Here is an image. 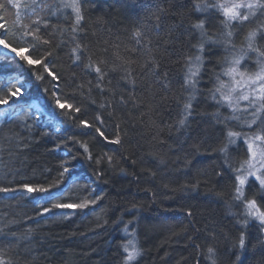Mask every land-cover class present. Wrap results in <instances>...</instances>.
Returning <instances> with one entry per match:
<instances>
[{
	"label": "rangeland",
	"instance_id": "rangeland-1",
	"mask_svg": "<svg viewBox=\"0 0 264 264\" xmlns=\"http://www.w3.org/2000/svg\"><path fill=\"white\" fill-rule=\"evenodd\" d=\"M4 1L0 264H264V0H172L178 48L163 0ZM25 72L54 86L29 93ZM199 208L230 258L211 261Z\"/></svg>",
	"mask_w": 264,
	"mask_h": 264
},
{
	"label": "trees",
	"instance_id": "trees-1",
	"mask_svg": "<svg viewBox=\"0 0 264 264\" xmlns=\"http://www.w3.org/2000/svg\"><path fill=\"white\" fill-rule=\"evenodd\" d=\"M40 1H41V3L43 4L44 7H49L50 8V7H53V5L55 4V0H40ZM171 2H172V0H163V5H162L161 8L166 7V12H167L166 17L164 18L163 22H164V27H170V29H171V30L168 29L169 38H170L169 39L170 40V44L172 46L174 45V46H176L178 48L179 45L181 44V39H180V36H179V32L178 31H174L175 25H174V28H172V26H173L172 25L173 24V13H172V11L170 9V3ZM4 8H5V1L4 0H0V17L2 16V14L4 12ZM38 15H39V17H41V19L44 20V19L48 18L49 12L48 13H39ZM51 25H52L51 27L54 30V32L52 34L53 35L52 40L55 41V47L58 48V45H56V44H58V41H57V38L55 37L56 36L55 32L60 27V21L51 19ZM57 48L54 51L53 55L58 53V49ZM53 58H54V56H53ZM123 66H124V64L123 65L121 64L122 68L126 67V66H124V67ZM43 75L44 76L41 75V77L40 76L36 77V76L31 75V74L26 73V72L24 74H22L21 77L23 78V80H24V82L26 84V90L29 93H33V94L39 96L41 94L40 92H42L43 89H45L44 88L45 84L47 85L46 88H49V86H51V87L54 86L53 85L54 83H52V84L50 83L51 79L49 78V76H47L45 73ZM52 110L54 111V109H52ZM59 113L58 114L60 115V117H61L63 122L67 121V122L70 123L68 129L65 130V132H64L65 135L69 136V137H73L75 134H78L79 133L78 125H76V121L70 117V114L68 112H66L64 109L61 110ZM17 125H18L17 123H14L11 126H5L0 131V147L8 139L14 137V135H15V132H14L15 131V127ZM12 129H14V130H12ZM146 133L147 132L145 131L144 134H146ZM132 139H133V137H132ZM101 145H102L101 142L99 140L97 141V139H95V142L93 143V146L96 148V150L102 152L103 149H101L102 148ZM106 149L109 150L110 148L107 147ZM148 153H150V150H149ZM29 158H30V154L28 153L27 156L24 159L27 160ZM155 162H157V161H155ZM151 165H153V162H151V160H150V166ZM22 169L25 171V165L23 166ZM211 195H207V196H204V198H202L201 194L199 195V194H197L196 192H194L192 190L188 191L187 189L184 188V185H182V187H180V191L177 192L178 199L181 200L182 202H185L187 205H192V204H195V203L199 204L201 202L200 199H203L204 202H206V204L210 205V206H207V207H209V208H207L208 210L210 209L211 206L214 207V205L217 203L216 199L214 197H212ZM132 200H133V198L132 197L130 198V193H128V192L122 193V194L118 193V195L114 196V199L111 200V206H112V209H113L112 210L113 215H115L116 213H118L122 209H124V208L128 207L129 205H131L132 204ZM222 206H224V207H222L223 208L222 209V213H223V212H225L226 204H223ZM207 209L202 210V208H201L202 211H205L206 213H209V215L206 214L207 217H205L203 219L204 220L203 224L204 225L207 224V226H206L207 228L206 229L203 228L204 229L203 232L205 233V236H208L207 240L204 241V245H206V244L208 245V243H209V245H211L215 249H218L217 251L220 253V252H223L228 247V243H229L228 235H226L225 233H228L229 229L227 228V226L225 224H219V225H221V227H217L216 225L214 226L213 225L214 221H212L213 219L211 218V215L213 213L211 211H208ZM220 209H221V206H220ZM201 210L199 208V213L201 212ZM93 211H95V210H93ZM152 215L155 216V218H156L158 214L154 213V210H153ZM5 216H10V215L6 214ZM175 219H177V217ZM185 221H186V223H188V219L184 218L182 222H185ZM8 223H9V221L6 222L5 225H7ZM186 225H188V224H186ZM208 225H209V227H208ZM212 226L217 227V228H212ZM58 229H60V228H58ZM217 234L219 236H222V237L225 236L224 240L228 241V242H224V241L222 242L220 240V237ZM209 235H210V237H209ZM203 238H204V235H203Z\"/></svg>",
	"mask_w": 264,
	"mask_h": 264
},
{
	"label": "bare ground",
	"instance_id": "bare-ground-1",
	"mask_svg": "<svg viewBox=\"0 0 264 264\" xmlns=\"http://www.w3.org/2000/svg\"><path fill=\"white\" fill-rule=\"evenodd\" d=\"M22 76V75H21ZM22 78V77H21ZM23 79V78H22ZM227 211H229V212H231V210L228 208V210ZM11 219H10V216H5V215H0V231L3 229V227H4V224H5V222H8V221H10ZM228 245H230L229 243H228ZM230 247V246H229ZM228 248V247H227ZM225 249L223 252H220V253H218V254H216V256L214 257V258H211V261L213 262V263H217V262H221L222 261V259H226V258H230L229 257V250L228 249ZM232 255V254H231Z\"/></svg>",
	"mask_w": 264,
	"mask_h": 264
},
{
	"label": "flooded vegetation",
	"instance_id": "flooded-vegetation-1",
	"mask_svg": "<svg viewBox=\"0 0 264 264\" xmlns=\"http://www.w3.org/2000/svg\"><path fill=\"white\" fill-rule=\"evenodd\" d=\"M263 236H264V234H263Z\"/></svg>",
	"mask_w": 264,
	"mask_h": 264
}]
</instances>
